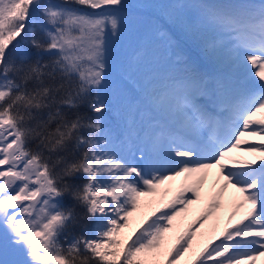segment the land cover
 <instances>
[{"label":"snow or ice","instance_id":"1","mask_svg":"<svg viewBox=\"0 0 264 264\" xmlns=\"http://www.w3.org/2000/svg\"><path fill=\"white\" fill-rule=\"evenodd\" d=\"M202 30L211 34L208 67L188 62L174 41L177 31L197 38ZM153 37L180 70L149 93L172 119L141 127V92L130 80ZM246 134L261 136L247 149L252 158L234 154ZM177 181L174 191L169 182ZM201 201L185 225L182 214ZM260 257L264 0H174L136 10L128 0H0V264Z\"/></svg>","mask_w":264,"mask_h":264},{"label":"rangeland","instance_id":"2","mask_svg":"<svg viewBox=\"0 0 264 264\" xmlns=\"http://www.w3.org/2000/svg\"><path fill=\"white\" fill-rule=\"evenodd\" d=\"M205 2L210 3H219L217 0H205ZM222 4V3H219ZM174 41L176 44L177 51L180 53V55L185 58L188 62L191 64L196 65L194 61H191L185 51L179 46L178 38L175 35ZM152 47L150 49V52H152L148 58V60L145 62V64L139 69V75L138 79H140V85L143 84V89L141 92V96L138 98L136 102V108H137V120L141 127L148 126L153 121H169L172 119V112L170 108H157L155 107L151 102L149 98V93L151 91H159L164 86L161 85V82L163 80V76L165 75L168 68L171 66L173 70L179 71V66L176 65L174 58L170 54V52L166 49V44L164 41L160 40L159 37H153L152 38ZM207 51V50H206ZM208 52V51H207ZM207 64L206 62H204ZM198 66V65H197ZM222 67V66H220ZM227 71V69H224ZM154 78H157V80L154 81ZM255 130V129H252ZM248 143H242L240 148L236 149L234 154L238 155L243 158H252L254 153H251L247 151L249 145L252 146H259L261 141V136H252L249 134L245 135L244 138ZM215 172V173H214ZM213 174L210 175L208 184L205 185V188L203 192L205 194H208L212 190V181L216 174V170H212ZM172 184L173 190L176 191L179 189V182H169ZM162 189L165 186H161ZM207 189V190H206ZM171 195V194H169ZM204 208V201H201L199 203H194L193 205L189 206V210L187 213H183L182 216L184 219V224L187 225L190 221H192ZM224 210V211H223ZM222 211L220 210L218 212V215L222 218L221 221V227H223L224 224L228 223V211L229 209L225 208ZM216 215L214 214L213 217L209 218V221L205 223L203 226V229H208L210 225L215 221ZM239 218V217H237ZM179 219V218H178ZM63 239V238H61ZM256 264H264V257H260Z\"/></svg>","mask_w":264,"mask_h":264},{"label":"trees","instance_id":"3","mask_svg":"<svg viewBox=\"0 0 264 264\" xmlns=\"http://www.w3.org/2000/svg\"><path fill=\"white\" fill-rule=\"evenodd\" d=\"M219 3L225 4V5H241L245 2V0H217ZM174 3V0H128V8L131 10L136 9H144V8H160L164 7L168 4ZM210 33H208L207 30H202L201 34L197 38H192L190 36L184 35L183 33L177 31L176 36L179 40L178 44L179 46L185 51L187 57L196 63V65L200 67L204 66V61L209 62L210 64L213 62V57L210 55L209 52L206 51V46L204 44V40L210 37ZM152 40L150 42V49L152 47ZM115 61V57H113ZM220 67V66H219ZM135 75L130 80V83H132L134 86L137 87V91L142 92V89L140 87V79H138L139 75V69L133 70ZM175 71L170 66L168 70L166 71L165 75L163 76V80L161 82V85L164 86L167 82V74L169 72ZM113 73L115 76L120 75V69L116 64L114 63L113 66ZM157 80V78H154V81ZM33 147H35V143H33Z\"/></svg>","mask_w":264,"mask_h":264},{"label":"bare ground","instance_id":"4","mask_svg":"<svg viewBox=\"0 0 264 264\" xmlns=\"http://www.w3.org/2000/svg\"><path fill=\"white\" fill-rule=\"evenodd\" d=\"M215 170V169H214ZM215 173V172H214ZM211 174H213V173H211ZM212 176V175H211ZM208 184V183H207ZM204 190V189H203ZM207 190V189H206ZM205 191V190H204ZM222 211V210H221ZM224 211V210H223Z\"/></svg>","mask_w":264,"mask_h":264}]
</instances>
